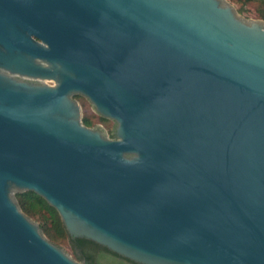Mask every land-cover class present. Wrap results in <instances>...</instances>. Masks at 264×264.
I'll return each instance as SVG.
<instances>
[{"label":"water","instance_id":"95a60500","mask_svg":"<svg viewBox=\"0 0 264 264\" xmlns=\"http://www.w3.org/2000/svg\"><path fill=\"white\" fill-rule=\"evenodd\" d=\"M0 264H264V20L229 0H0Z\"/></svg>","mask_w":264,"mask_h":264},{"label":"trees","instance_id":"16d2710c","mask_svg":"<svg viewBox=\"0 0 264 264\" xmlns=\"http://www.w3.org/2000/svg\"><path fill=\"white\" fill-rule=\"evenodd\" d=\"M234 2L240 4L237 8L239 13L245 11V5L251 2L257 3V13L258 17L264 20V0H233ZM102 120H107L103 116H99ZM85 125L89 127H94L95 124L88 117L83 118ZM110 137H115L113 131L109 132ZM18 199V203L24 213H26L31 219L37 221L40 225V228L43 234L54 244L63 247L68 253L72 256V250L69 240L66 238L64 230L62 228L61 222L57 215V212L49 210L45 207L43 199L39 197H25L21 196ZM63 242H67L70 250L66 249L63 246Z\"/></svg>","mask_w":264,"mask_h":264},{"label":"rangeland","instance_id":"374dc122","mask_svg":"<svg viewBox=\"0 0 264 264\" xmlns=\"http://www.w3.org/2000/svg\"><path fill=\"white\" fill-rule=\"evenodd\" d=\"M231 3H233L235 5L236 8H238L240 6V4L234 2L233 0H229ZM257 3L256 2H251L245 5V11L243 13H240L241 15H243L246 18H251V19H260L258 17V13H257ZM76 99L79 100L81 106H82V119L84 117H88L89 119H91L93 121V123L95 124V126H101L103 127L109 134V132H112L115 130L116 127V123L114 120L107 118V120H102L99 118V114L96 112L95 108L93 107V105L88 101L87 98L83 97V96H76ZM110 135V134H109ZM63 246L70 250L69 245L67 244V242H63Z\"/></svg>","mask_w":264,"mask_h":264}]
</instances>
